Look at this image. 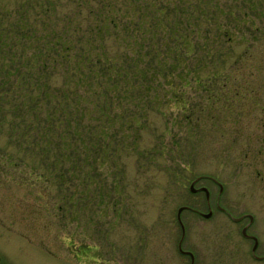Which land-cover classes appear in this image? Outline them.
Instances as JSON below:
<instances>
[{
    "label": "rangeland",
    "instance_id": "rangeland-1",
    "mask_svg": "<svg viewBox=\"0 0 264 264\" xmlns=\"http://www.w3.org/2000/svg\"><path fill=\"white\" fill-rule=\"evenodd\" d=\"M3 81L0 218L25 264H191L181 206L194 264H264L242 233L253 215L263 256L264 0H0Z\"/></svg>",
    "mask_w": 264,
    "mask_h": 264
},
{
    "label": "flooded vegetation",
    "instance_id": "flooded-vegetation-1",
    "mask_svg": "<svg viewBox=\"0 0 264 264\" xmlns=\"http://www.w3.org/2000/svg\"><path fill=\"white\" fill-rule=\"evenodd\" d=\"M195 181L196 180H193V182H195ZM202 187H204V186H202ZM202 187L200 189L202 191H204L202 189ZM196 189H198V188H196ZM206 199H207L208 208L212 211V207H211V204H210V196L207 197V195H206ZM216 205H217V208L220 209L221 211H223V212L226 211V209L221 206L219 197L217 198ZM185 208H187V207H185ZM189 210L195 211V212H197V213H199V214H201L203 216H204V214H206V213L200 211L199 209H195V208H189ZM227 214L229 216H231L232 219L235 222H240V221H242L245 218V215H242V216H239V217H234L229 212H227ZM250 216H251V214H247L246 215V217L249 218V223L247 225H245L244 227H247L253 221V220L251 221V217ZM179 223H180V221H179ZM180 225H181V223H180ZM181 227H182V225H181ZM6 231H8V229L5 227L4 219L0 218V264H25V260H24V258H25V246L21 242H19V240L17 239L18 237H22L23 235L22 234H17V233L6 234L7 233ZM182 232H183V229H182ZM247 237L248 238H252L254 240V236L251 237V236L247 235ZM183 238L184 237H183V233H182V237H181L180 242L183 240ZM5 241H8L13 249L4 248L2 242H5ZM180 242H179V245H178L179 251L182 253V255H186V256L190 257V259L192 261V254L191 253L194 254V252L191 251V250H184L183 248L181 250ZM87 248H89V247L79 246V250L82 252L84 257H89L90 253L92 252V249H87ZM45 251L48 252L47 250H45ZM49 252H51V251H49ZM255 253H256V251L254 252V255L256 256L257 259L264 258V255L263 256H259V255H256ZM49 254L51 256H53V258L55 257V255L53 253H49ZM194 257H195V255H194ZM53 264H55V263H53Z\"/></svg>",
    "mask_w": 264,
    "mask_h": 264
},
{
    "label": "trees",
    "instance_id": "trees-1",
    "mask_svg": "<svg viewBox=\"0 0 264 264\" xmlns=\"http://www.w3.org/2000/svg\"><path fill=\"white\" fill-rule=\"evenodd\" d=\"M156 26V25H155ZM64 42H66V40L64 41H60L58 40V42L54 41L52 44H51V51L55 52L54 49H56V46H59V44H61L62 46H68V45H64ZM46 54V53H44ZM42 69H45L46 68V64L43 63L42 65ZM102 73L98 74L96 77L99 78ZM94 77V76H93ZM5 81L3 82H0V84H4ZM59 92H64V91H56V95L57 93ZM43 93V100H48L49 99V95H48V92L46 90H43L42 91ZM65 96V99H66V102L68 103L69 102V98H68V94L65 93L64 94ZM57 99V97H56ZM28 102H33V98H30L28 100ZM61 101L60 100H56V107H53L51 109H49V111L47 112L46 114V118L49 122V127H52L51 125L55 124L56 125V131L57 129L60 127L59 124H61V127H62V132H64L65 137H68L70 134L71 137L74 135L75 133V130L73 128V126H70V121L72 122V111L71 109H68L66 108V106H61L60 105ZM33 105H35L36 108H38V105L34 102L31 104V108H35V107H32ZM42 106H45V103H42ZM45 113H41V116H44ZM72 139H75V138H72ZM59 145V143H58Z\"/></svg>",
    "mask_w": 264,
    "mask_h": 264
},
{
    "label": "water",
    "instance_id": "water-1",
    "mask_svg": "<svg viewBox=\"0 0 264 264\" xmlns=\"http://www.w3.org/2000/svg\"><path fill=\"white\" fill-rule=\"evenodd\" d=\"M191 191H197L198 189H196L195 188V186H194V182L192 183V185H191ZM202 189L206 192V195H207V197H209L210 196V191H209V189L207 188V187H202ZM223 190V187L221 186V191ZM185 209V207L184 206H181L180 208H179V210H178V219H179V221H180V223H181V225H182V228H183V235L185 234V225H184V223H183V221H182V218H181V213H182V211ZM212 215V211L210 210L208 213H206V214H204V216L205 217H210ZM251 217V221L253 220V215H251L250 216ZM242 233H243V235H245V236H247L248 234H247V227H244L243 228V230H242ZM258 243H259V240H258V238L256 237V236H254V245H253V252H255L256 251V248H257V246H258ZM180 247H181V250H182V242L180 243ZM192 254V264H194V261H195V257H194V254L193 253H191Z\"/></svg>",
    "mask_w": 264,
    "mask_h": 264
}]
</instances>
